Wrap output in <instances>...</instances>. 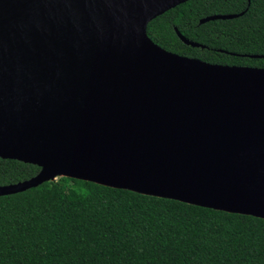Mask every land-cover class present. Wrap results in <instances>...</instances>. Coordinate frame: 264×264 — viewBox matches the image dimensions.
<instances>
[{
    "label": "water",
    "instance_id": "1",
    "mask_svg": "<svg viewBox=\"0 0 264 264\" xmlns=\"http://www.w3.org/2000/svg\"><path fill=\"white\" fill-rule=\"evenodd\" d=\"M188 1L0 0V159L39 168L0 197L66 177L264 220V68L147 36Z\"/></svg>",
    "mask_w": 264,
    "mask_h": 264
},
{
    "label": "trees",
    "instance_id": "2",
    "mask_svg": "<svg viewBox=\"0 0 264 264\" xmlns=\"http://www.w3.org/2000/svg\"><path fill=\"white\" fill-rule=\"evenodd\" d=\"M175 29L204 48L184 45ZM146 33L181 56L264 68V59L245 57L264 56V0H191ZM38 171L0 159V186ZM0 264H264V220L60 177L0 197Z\"/></svg>",
    "mask_w": 264,
    "mask_h": 264
},
{
    "label": "flooded vegetation",
    "instance_id": "3",
    "mask_svg": "<svg viewBox=\"0 0 264 264\" xmlns=\"http://www.w3.org/2000/svg\"><path fill=\"white\" fill-rule=\"evenodd\" d=\"M179 39V38H178ZM151 40V39H150ZM152 41V40H151ZM153 42V41H152ZM154 43V42H153ZM157 45V44H156ZM159 46V45H158ZM160 47V46H159ZM162 48V47H161ZM165 50V49H164ZM167 51V50H166Z\"/></svg>",
    "mask_w": 264,
    "mask_h": 264
}]
</instances>
